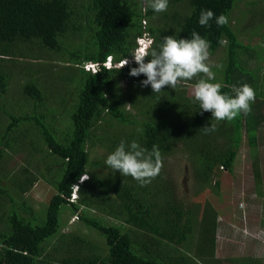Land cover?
Here are the masks:
<instances>
[{
    "label": "trees",
    "instance_id": "16d2710c",
    "mask_svg": "<svg viewBox=\"0 0 264 264\" xmlns=\"http://www.w3.org/2000/svg\"><path fill=\"white\" fill-rule=\"evenodd\" d=\"M239 1L169 0L167 11L156 13L146 0H0V264H218L215 211L205 202L196 223L177 198L164 161L179 151L196 189L211 181L218 188L220 172L232 171L244 137L260 195L264 39L263 49L252 34L248 43L239 40L244 32L231 18ZM202 9L226 15L228 24L213 19L210 27L201 26ZM193 31L210 41V55L221 53L211 82L224 85L222 93L234 96L233 86L245 83L255 90L249 115L216 121L192 104L188 126L174 127L191 96L187 86L203 74L154 93L141 86L146 76L129 75L135 62L116 66L132 59L141 38L158 47L165 36L190 39ZM107 58L110 67L104 66ZM87 63L97 70H85ZM210 124L216 130L205 134L202 128ZM122 140L149 152L158 146L161 171L145 186L106 165ZM94 147L102 155L90 160ZM10 155H22L13 170L4 163ZM85 173L89 179L70 200ZM38 181L52 189L45 208L26 198ZM64 208L78 222L76 230L63 232Z\"/></svg>",
    "mask_w": 264,
    "mask_h": 264
},
{
    "label": "rangeland",
    "instance_id": "374dc122",
    "mask_svg": "<svg viewBox=\"0 0 264 264\" xmlns=\"http://www.w3.org/2000/svg\"><path fill=\"white\" fill-rule=\"evenodd\" d=\"M246 1H248L247 5H245ZM241 10L243 11L239 12ZM231 18H237L232 24H237V27H241L242 32H244L239 37L241 42H247L249 35L252 34L254 43L260 49H263L261 40L264 39V21H261L264 19V0H240L233 9ZM234 25L231 27H234ZM246 32L250 34H246ZM254 36L258 38H254ZM145 41H148V39ZM251 44H253L252 41ZM220 54V52H217L210 55L209 62L213 66L220 62ZM55 60L53 58V61ZM55 67L57 68L58 65H55ZM21 68V66H18L14 73H17ZM193 88L194 86H187L185 90L187 96L188 94L191 96H188L187 100L184 101L174 127L182 129L190 123L192 104L198 105V102H193ZM11 103V101L8 102V105ZM262 132L264 133V126ZM258 146V160L262 163L264 159V141L262 139L259 140ZM95 155H102V151L98 147L91 149L89 159L93 160ZM251 160L246 140L243 137L233 162L232 171L229 173L226 171L220 172L217 179L218 188H214L211 181L201 190L195 188L191 172L187 170L185 160L179 151L164 161V171L175 186L177 198L184 201L196 223L205 202L212 206L217 219L219 218L223 226L227 225L228 222V230L218 234L220 246L219 255L216 256L218 262L223 264H264V183L260 186V195H257L252 177ZM21 162L22 155H10L8 161L4 163L6 168L13 170ZM261 168L264 173V163ZM262 180L264 181V178ZM51 193L52 189L47 184L38 181L27 192L26 198L34 208H41V206L44 207ZM60 218L63 232L76 230L74 226H78V222L73 221L74 216L68 208L62 210ZM193 224L196 229L195 223ZM81 231L98 241V237L93 235L90 230L82 228ZM193 232H196L194 228ZM242 233L246 236H241ZM94 234L96 233L94 232ZM244 257L256 261H250L249 263L244 261ZM238 258L241 259L236 262Z\"/></svg>",
    "mask_w": 264,
    "mask_h": 264
},
{
    "label": "clouds",
    "instance_id": "9594fccd",
    "mask_svg": "<svg viewBox=\"0 0 264 264\" xmlns=\"http://www.w3.org/2000/svg\"><path fill=\"white\" fill-rule=\"evenodd\" d=\"M147 6L154 12L161 13L168 9L169 0H146ZM215 19L218 26L228 24V17L224 14L215 16L210 9H202L198 23L203 27H210V21ZM141 38L140 47L134 57L137 67L130 69L129 75L138 77L141 74L146 79L141 81L142 87L151 86L154 93L162 92L165 86L176 89L177 86L203 74L194 85L192 95L194 103L199 104L204 112H211L216 121H232L240 114L249 115L252 111L251 105L255 102V90L247 83L240 87L233 86L234 96L222 93L224 87L221 83H213L215 74L211 71L213 65L210 59V41L203 38L198 32L193 31L190 39H178L175 35L165 36L158 47H153V41H145ZM221 44L225 41L221 40ZM139 46V45H138ZM146 58L147 62H146ZM129 64L125 59L120 69ZM220 67V65H215ZM205 134L216 130L215 124L202 128ZM112 170L119 171L123 176H131L141 186L150 183L161 171V155L158 146L153 145L149 152L137 141L130 144L122 140L116 149L110 153L105 161ZM89 179L87 173L82 175L77 185Z\"/></svg>",
    "mask_w": 264,
    "mask_h": 264
},
{
    "label": "crops",
    "instance_id": "0c3cea01",
    "mask_svg": "<svg viewBox=\"0 0 264 264\" xmlns=\"http://www.w3.org/2000/svg\"><path fill=\"white\" fill-rule=\"evenodd\" d=\"M259 136H260V134L258 133V135H257V145H258L259 140H260ZM216 224H217V229H216V233H215L216 236H215L214 259L218 262V259H217V256H216V255H219L218 251H219V246H220L219 240H218V238H219L218 234L220 232H223L224 230H228V222H227V225L223 226V224L220 222L219 218L217 219V216H216ZM241 236L245 237L246 235L244 233H242ZM224 253H227V252H224ZM239 259H241V258H238L237 260H239ZM218 264H223V263L222 262H218Z\"/></svg>",
    "mask_w": 264,
    "mask_h": 264
},
{
    "label": "built area",
    "instance_id": "2783aa9c",
    "mask_svg": "<svg viewBox=\"0 0 264 264\" xmlns=\"http://www.w3.org/2000/svg\"><path fill=\"white\" fill-rule=\"evenodd\" d=\"M141 39H139L138 41H140ZM138 47H137V49L140 47V44H139V42H138ZM137 49L135 50V52L137 51ZM135 52H134V54H135ZM130 62H135V60H134V57H132V59H128ZM122 61H124V60H122ZM122 61H119V62H117L116 63V66H120L121 65V63H122ZM112 65V63H111V61H110V58H107V60L104 62V66L105 67H110ZM83 68L85 69V70H88V71H91V72H95L96 70H97V67L94 65V64H91V63H87V64H85V65H83ZM76 188V186H73V189H75ZM73 197H74V193L73 194H71V196H70V200H72L73 199Z\"/></svg>",
    "mask_w": 264,
    "mask_h": 264
}]
</instances>
